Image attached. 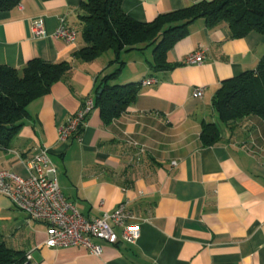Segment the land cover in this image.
Returning <instances> with one entry per match:
<instances>
[{
  "label": "crops",
  "instance_id": "obj_1",
  "mask_svg": "<svg viewBox=\"0 0 264 264\" xmlns=\"http://www.w3.org/2000/svg\"><path fill=\"white\" fill-rule=\"evenodd\" d=\"M82 1L21 0L0 11V64L19 69L36 57L72 65L68 79L28 104L12 142L0 147V170L25 177L19 157L46 147L62 194L82 215L98 217L126 202L139 236L127 242L114 227V244L94 240L102 246L100 256L81 246L47 247L46 223L28 219L0 194V240L30 253L36 264H264V122L251 115L225 126L212 106L223 80L256 67L264 35L252 30L231 37L225 23L208 27L198 18L170 46L171 66L158 71L150 67L152 45L121 50L119 61L112 50L83 61L75 55L85 45L78 31L73 44L33 36L35 18L43 19L50 35L61 17L77 29ZM198 1L122 0L121 7L131 18L150 22ZM199 46L204 62L184 64ZM119 66L109 83L156 82L139 84L117 118L104 122L94 107L80 137L59 140V128L85 98L95 100L96 86ZM198 86L205 87L203 96L194 98ZM202 122L219 126L218 143L202 144Z\"/></svg>",
  "mask_w": 264,
  "mask_h": 264
},
{
  "label": "trees",
  "instance_id": "obj_2",
  "mask_svg": "<svg viewBox=\"0 0 264 264\" xmlns=\"http://www.w3.org/2000/svg\"><path fill=\"white\" fill-rule=\"evenodd\" d=\"M21 0H0V11L18 5ZM122 0H83L79 4V23L85 45L75 55L91 61L112 50L119 61L121 50L153 46L150 67L154 71L171 66L167 54L173 42L188 32L189 25L203 18L208 27L225 23L231 37H241L254 30L264 35V0H201L191 7L158 15L150 22L137 21L121 7ZM142 44L143 46H138ZM120 65L123 62H119ZM69 60L58 62L32 58L21 68L0 64V147H7L22 125L28 104L48 93L52 84L69 78ZM120 66L106 74L95 88L94 106L104 122H110L126 111L135 98L138 82L124 84L116 79ZM219 123L229 126L234 121L255 115L264 122V55L254 69L223 80L212 100ZM203 145L220 141L219 126L202 122ZM0 264H29L25 254L13 250L0 240Z\"/></svg>",
  "mask_w": 264,
  "mask_h": 264
},
{
  "label": "built area",
  "instance_id": "obj_3",
  "mask_svg": "<svg viewBox=\"0 0 264 264\" xmlns=\"http://www.w3.org/2000/svg\"><path fill=\"white\" fill-rule=\"evenodd\" d=\"M32 33L34 37L51 36L68 44H73L77 36V30L69 26L62 17L59 18V24L51 35L46 32L42 18L33 19ZM205 57V48L199 46L184 57L183 63L201 64ZM155 82L156 79L150 77L142 80L140 84L150 85ZM204 88L194 87L192 97L201 98ZM94 107V100L90 97L85 98L81 107L59 128L58 139L80 137L86 118ZM19 160L27 175L22 177L10 170H0V194L25 213L28 219L46 223L44 244L47 247L81 246L92 255L100 256L102 246L94 240L114 244L117 241L114 227L121 229L123 240L136 241L139 226L132 221L133 216L126 202L120 203L114 211L104 212L98 217L84 216L62 194L56 181L57 167L49 157L46 147L39 148L29 158L19 157ZM25 257L29 264H36L30 253H26Z\"/></svg>",
  "mask_w": 264,
  "mask_h": 264
},
{
  "label": "rangeland",
  "instance_id": "obj_4",
  "mask_svg": "<svg viewBox=\"0 0 264 264\" xmlns=\"http://www.w3.org/2000/svg\"><path fill=\"white\" fill-rule=\"evenodd\" d=\"M105 55V54H104Z\"/></svg>",
  "mask_w": 264,
  "mask_h": 264
}]
</instances>
